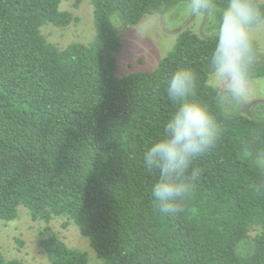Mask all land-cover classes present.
<instances>
[{"label": "trees", "instance_id": "obj_1", "mask_svg": "<svg viewBox=\"0 0 264 264\" xmlns=\"http://www.w3.org/2000/svg\"><path fill=\"white\" fill-rule=\"evenodd\" d=\"M64 1L0 0V220L16 219L21 205L46 230L64 217L105 264H264V190H252L249 159L264 148V121L241 111L221 119L217 143L194 162L200 178L174 213L154 202L157 177L142 159L174 109L164 83L176 68L197 73V98L216 110L213 23L202 35L181 30L155 69L118 76L120 29L182 0H91L94 39L59 48L41 26L77 19ZM254 50L255 79L264 76L255 39ZM40 244L52 264H90L87 251L54 234ZM0 264L24 263L0 256Z\"/></svg>", "mask_w": 264, "mask_h": 264}, {"label": "clouds", "instance_id": "obj_2", "mask_svg": "<svg viewBox=\"0 0 264 264\" xmlns=\"http://www.w3.org/2000/svg\"><path fill=\"white\" fill-rule=\"evenodd\" d=\"M172 24L191 19L212 22L215 39L208 57V78L216 98L214 111L197 98V73L178 67L166 78L164 90L174 109L162 133L143 152L144 166L156 174L151 196L163 213L181 210L200 178L194 162L211 150L221 134V119L237 116L257 97L253 87L256 59L253 30L264 27V0H182L160 14ZM264 121V113L257 115ZM256 180L252 190H264V148L250 156Z\"/></svg>", "mask_w": 264, "mask_h": 264}, {"label": "rangeland", "instance_id": "obj_3", "mask_svg": "<svg viewBox=\"0 0 264 264\" xmlns=\"http://www.w3.org/2000/svg\"><path fill=\"white\" fill-rule=\"evenodd\" d=\"M66 0L62 7L70 10L77 19L65 27H58L53 23L41 26L42 34L46 39L65 48L74 42L90 43L95 37L93 22V7L91 0ZM117 26L118 22H116ZM202 24L189 19H178L172 24L161 21L160 14L148 13L140 22L121 28L120 35L123 48L118 56L117 75H128L135 71L153 70L159 61L173 47L178 33L185 28H193L201 34ZM254 39L260 45L264 55V27L253 30ZM211 84V81H208ZM212 85V84H211ZM253 87L257 97L250 105H245L240 111L247 115H258L256 107L264 103V76L254 79ZM64 217H56L50 222L51 230H46V223L31 219L25 206H19L18 217L12 221L0 220V256L6 259L17 258L24 264H52L43 251L40 241L56 235L68 246L87 251L90 264H105L91 247L89 239L82 235L79 227Z\"/></svg>", "mask_w": 264, "mask_h": 264}]
</instances>
